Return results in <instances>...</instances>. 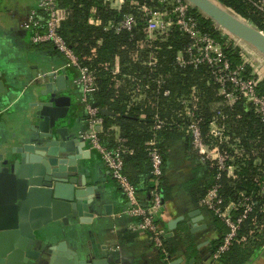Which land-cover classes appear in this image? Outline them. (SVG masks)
<instances>
[{"label":"trees","instance_id":"16d2710c","mask_svg":"<svg viewBox=\"0 0 264 264\" xmlns=\"http://www.w3.org/2000/svg\"><path fill=\"white\" fill-rule=\"evenodd\" d=\"M56 1L58 7L67 12L61 23L60 35L81 65L96 77V91L88 95V103L99 111L106 109L114 114L112 117L99 114L103 119L99 134L101 143L107 149L118 147L113 133V128H118V138L124 140L122 145L129 151L123 156V175L137 194L144 195L146 205L143 206L150 204V193L155 189L148 156L149 144L153 142L159 150L163 170L170 144L181 142L186 157L195 164V177L187 187L197 205L214 185L219 186L224 205L237 203L244 197L253 200L252 212L241 224L229 250L218 261L212 262L248 263L264 246V123L244 98H239L232 106L228 105L219 94L208 67L179 63L178 55L184 57L190 41L177 27H171L163 34H149L147 13L161 8L156 3L134 0L137 5L126 3L117 10L105 0ZM215 1L264 32V17L255 7L256 0ZM193 12L199 28L218 41L232 65L244 64L246 73H250L252 68L244 63L241 49L218 31L210 19L196 9ZM92 16L100 21L99 26L89 23ZM124 16H131L134 20L131 31L116 33L106 30L109 23L117 24ZM255 77L260 80V92L264 93V78L257 74ZM164 91L169 95L165 96ZM182 102H187V107ZM80 109L77 110L80 123L86 128L87 117ZM186 109L193 112V120L185 116ZM214 119L226 129L230 138L227 143L218 144L209 135ZM190 120L199 127L205 144L218 145L223 155L231 157L232 161H227L225 170L218 172L211 167V162L200 161L201 156L186 130ZM158 121L161 123L159 127ZM163 181L161 177L157 191L166 198L167 189ZM204 211L220 231L219 240L213 246L214 253L221 246L227 229L212 212ZM241 211H233L232 216L237 217ZM139 221L133 218V223Z\"/></svg>","mask_w":264,"mask_h":264},{"label":"water","instance_id":"95a60500","mask_svg":"<svg viewBox=\"0 0 264 264\" xmlns=\"http://www.w3.org/2000/svg\"><path fill=\"white\" fill-rule=\"evenodd\" d=\"M187 1L241 50L245 46L264 57V33L257 27L215 0ZM72 86L61 72L45 73L31 86L28 106L20 108L17 147L0 138V264H33L45 255L50 264H110L98 253L79 254L68 249L65 240H55L71 235L73 224H91L101 207L112 214L111 206L95 193L97 187L89 184L91 152L78 137L83 129L72 125ZM6 87L0 75V107L12 97ZM100 113L114 116L106 109ZM190 217L195 224L201 211L194 210Z\"/></svg>","mask_w":264,"mask_h":264},{"label":"crops","instance_id":"0c3cea01","mask_svg":"<svg viewBox=\"0 0 264 264\" xmlns=\"http://www.w3.org/2000/svg\"><path fill=\"white\" fill-rule=\"evenodd\" d=\"M36 2L0 0V75L7 84L6 88L12 92V97H8L0 107V138L12 147L18 145L22 131L20 112L29 104V92L36 76L62 68L65 64L64 58L53 46L31 44L28 32L21 26L29 11L37 7ZM62 71L71 82L78 76L75 68ZM69 94L74 103L72 125L82 130L85 125L80 123L79 113L75 112L81 106L79 88L73 85ZM82 109L81 106V112ZM113 129L117 139L119 130ZM170 145L163 169V186L167 189V196L160 213L156 215L165 253L159 251L145 234L131 230L133 218L126 214V200L95 151H90L87 161L89 184L97 187L95 193H100L101 201L111 206L112 214L107 215L101 207L100 214L94 215L91 224L82 227L73 224L71 235L64 239L58 236L55 240H65L67 248L79 254L98 253L110 264H212L213 246L219 240L220 231L213 219L196 204L187 187L195 177L194 162L186 157L181 142ZM86 150H89L88 147ZM137 196L141 205H146L144 195L138 193ZM194 210H200L203 218H194L195 224L190 217ZM33 264L50 263L43 260ZM246 264H264V246Z\"/></svg>","mask_w":264,"mask_h":264},{"label":"built area","instance_id":"2783aa9c","mask_svg":"<svg viewBox=\"0 0 264 264\" xmlns=\"http://www.w3.org/2000/svg\"><path fill=\"white\" fill-rule=\"evenodd\" d=\"M149 1L161 7L147 13L146 26L149 34H163L171 27H177L178 31L190 41L184 57L181 54L178 55L179 63L181 65L208 67L213 81L218 85L219 94L224 97L228 105H234L242 97L250 104L261 122L264 123V93L259 90L258 84L260 80L256 79L255 75L257 73L251 65L244 60V63L252 68L250 73H246L244 64L239 66L232 65L218 41L205 34L199 28L197 18L193 12L194 8L187 0ZM105 2L117 10H120L126 3L137 5L134 0H105ZM255 7L264 17V0H256ZM142 9L145 10V8ZM66 15L67 12L58 7L56 0H37V7L29 11L21 26L28 32L31 44L51 45L64 58V66L53 70L54 72L62 73V70L66 68H75L77 70L78 76L72 80V85L79 88L80 105L87 117L86 128L78 133V137L85 142L89 151H95L100 156L111 179L126 199L128 205L126 214L131 218L140 219L139 222L130 225L131 230L145 234L159 251L165 253L161 228L156 222V215L160 213L163 205L162 196L157 191L159 179L163 177L162 157L159 150L155 148V144L151 142L148 156L152 168V183H154L155 189L150 193V204L143 206L138 199L136 189L123 175V156L129 152L122 145L124 140L117 138L118 147L114 149H107L101 143L99 134L102 130L103 119L99 116L100 111L97 108H93L87 101L88 95L96 91V77L88 68L81 65L77 56L59 33L61 23L65 20ZM89 23L95 26L100 25V21L93 16L90 17ZM133 24L134 20L131 16H124L117 24L109 23L106 26V30H114L116 33L123 30L131 31ZM43 76L36 77L35 81L41 80ZM164 95L168 96L169 92L164 91ZM182 104L185 107L188 105L187 102H182ZM185 116L193 120L194 114L191 110L186 109ZM191 120L186 130L192 138L193 147L201 156L200 161L202 163L211 162V167H215L218 172L225 170L227 161H232L231 157L223 155L218 145L210 146L205 144L199 127ZM157 124L159 127L161 123L158 121ZM209 135L218 141V144H224L230 140L224 126H219L215 119L210 125ZM218 178L219 174L216 179ZM262 189L264 190V187ZM199 207L212 212L227 229L221 246L212 255V262H216L229 250L232 241L240 230L241 224L252 212L253 200L244 197L237 203L231 202L224 205L219 195V186L214 185L208 190L206 196L201 199ZM239 209L242 210L241 214L233 217L232 212Z\"/></svg>","mask_w":264,"mask_h":264},{"label":"rangeland","instance_id":"374dc122","mask_svg":"<svg viewBox=\"0 0 264 264\" xmlns=\"http://www.w3.org/2000/svg\"><path fill=\"white\" fill-rule=\"evenodd\" d=\"M237 44H239V42H237ZM241 51L243 59L246 61V63H249L251 65L258 76L264 78V57L260 58L258 54L255 55L252 50H247L245 46Z\"/></svg>","mask_w":264,"mask_h":264},{"label":"flooded vegetation","instance_id":"af4514ba","mask_svg":"<svg viewBox=\"0 0 264 264\" xmlns=\"http://www.w3.org/2000/svg\"><path fill=\"white\" fill-rule=\"evenodd\" d=\"M37 77V76H36ZM38 81V80H37ZM36 82V81H34ZM76 252V251H75ZM43 260H46L48 263H50V257L48 255H45L43 256L41 259L38 258L37 260H35L36 262H40V261H43Z\"/></svg>","mask_w":264,"mask_h":264}]
</instances>
